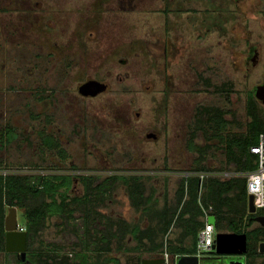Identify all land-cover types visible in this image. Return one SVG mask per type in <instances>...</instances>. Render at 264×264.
I'll return each mask as SVG.
<instances>
[{"label":"rangeland","instance_id":"obj_1","mask_svg":"<svg viewBox=\"0 0 264 264\" xmlns=\"http://www.w3.org/2000/svg\"><path fill=\"white\" fill-rule=\"evenodd\" d=\"M263 9L264 0H0V134L5 127L16 133L0 141V172L87 171L93 182L137 176L146 198L144 210L131 206L117 181L102 204H89L102 215L94 223L89 218L90 235L83 207H75L69 220H45L32 250L51 249L67 263L79 254L88 264L151 259L148 238L140 244L123 232L97 250L104 245L96 237L122 221L154 228L153 213L165 206L181 211L177 187L199 166L234 172L221 142L210 136L213 128L195 121V112L222 110V136L245 130L247 100L264 74ZM252 48L257 65L248 70ZM87 79L102 81L105 90L84 97L78 87ZM49 138L52 147L44 142ZM83 192L77 181L69 191L71 197ZM16 218L21 225L20 211ZM178 227L175 214L167 233L153 236L163 243L157 253L179 245L169 244ZM0 264L23 263L0 252Z\"/></svg>","mask_w":264,"mask_h":264},{"label":"trees","instance_id":"obj_2","mask_svg":"<svg viewBox=\"0 0 264 264\" xmlns=\"http://www.w3.org/2000/svg\"><path fill=\"white\" fill-rule=\"evenodd\" d=\"M264 15V9H263ZM195 112V121L202 122V125H207L208 128H213L210 136L217 138L223 147L226 163L231 165V169L235 172H249L255 168L256 155L250 153L249 148L257 143L260 133H264V110L259 108L258 101L255 96H249L246 103V113L249 121L246 124L245 130L238 134H226L222 136V129L226 125L223 118V111L214 107H200ZM200 116V118H199ZM201 120V121H199ZM198 129L205 131L203 126L199 125ZM7 140L10 139V134H7ZM9 133L10 130L8 131ZM12 136V135H11ZM0 141H3L0 139ZM52 139H45V143L52 147ZM7 141H3L5 143ZM57 144V143H56ZM55 144V145H56ZM207 170L199 166L196 171ZM74 181L79 182L83 187V195L80 197H71L70 189ZM120 181L127 188L128 198L130 203L135 207L144 210L146 198L143 195V183L141 178L137 176H109L102 182H93L91 178L78 175L54 174V175H21L8 174L3 176L0 174V252L4 250V217L8 207H16L17 211L21 212L23 221L22 226L26 231V239L28 245L29 256L32 255L36 262L41 261V264H88L87 256L79 254L76 261L67 263L65 259L52 256L51 249L32 250L31 240L36 237L45 224V220L51 217H58L61 220H69L72 218L75 207L82 206L84 211L83 230L85 236L90 235V229L93 223L102 216L98 210H94L93 206H89L91 202L102 204L113 185ZM203 190V191H202ZM188 195V200L183 201L184 193ZM177 203L181 204V211H177V207L165 206L160 212L153 213L156 219L154 228L141 230L139 227L127 228L125 231L133 234L132 236L140 244L142 239L148 238L150 246L145 250L158 252L162 249L163 243H156L153 236L164 235L167 233L173 217L176 214L178 224H183L184 235H190V244L184 245L178 242L179 245L171 244L168 247L172 254H194L196 248L197 232L203 226L199 221L202 215L200 204L204 207L211 206V214L215 217V229L220 231L227 229L235 233H245L248 241L247 256L250 264H264V254L259 253L257 245L264 241V226L259 223L254 224V217L264 215V210L250 214L247 212V194L245 189L244 178H231L227 181H218L216 179H207L203 182L201 191L198 190V179L191 177L181 179L176 190ZM94 199V200H93ZM180 210V209H179ZM188 215L185 217V215ZM123 233V230L117 229L114 232H100L96 240L103 244L104 247H98L97 250H107L110 241ZM109 233V234H108ZM151 233V234H150ZM175 243V242H174ZM28 256V258H29ZM260 259L259 262H256ZM30 261V260H29ZM105 262L113 261L118 264L114 258H106ZM31 264L34 262L30 261Z\"/></svg>","mask_w":264,"mask_h":264},{"label":"water","instance_id":"obj_3","mask_svg":"<svg viewBox=\"0 0 264 264\" xmlns=\"http://www.w3.org/2000/svg\"><path fill=\"white\" fill-rule=\"evenodd\" d=\"M106 85L96 80H88L78 87V92L83 96H93L103 92ZM254 96L257 101L264 105V78L261 84L255 87ZM247 212L255 214L252 197H247ZM17 209L8 207L4 217V250L7 253H16L19 259L24 260L26 253V231L17 229ZM254 221L264 225V216H255ZM208 222L215 226V217H208ZM212 251L220 255H242L246 252L245 233L216 231ZM258 251L264 253V241L258 243ZM199 257L195 255H179L175 264H198ZM161 259H143L141 264H159ZM230 264H244L241 260L230 261Z\"/></svg>","mask_w":264,"mask_h":264},{"label":"built area","instance_id":"obj_4","mask_svg":"<svg viewBox=\"0 0 264 264\" xmlns=\"http://www.w3.org/2000/svg\"><path fill=\"white\" fill-rule=\"evenodd\" d=\"M250 153L256 155L255 168L249 172H227L219 171L216 173H211L207 170L197 171L195 174L186 173L183 175L184 178L188 176H194L198 179V190L201 191L202 184L205 180L217 177V178H244L245 179V189L247 197H252V204L256 212L264 210V133H260L258 136L257 143L249 148ZM75 173V172H74ZM0 174L3 176L8 174L5 171H1ZM78 176H88L90 173L87 171H82L81 173H75ZM95 174V173H94ZM116 174V173H113ZM111 174V175H113ZM40 176H45L46 173L39 172ZM199 207L202 212L203 226L197 233L196 248L193 255L197 257H202L212 251V246L214 244L215 237V226L208 222V217L211 216L212 207H204L200 204L198 200ZM18 230H24L23 227L17 226ZM162 264H175L176 259L179 255H171L166 249L160 253Z\"/></svg>","mask_w":264,"mask_h":264},{"label":"flooded vegetation","instance_id":"obj_5","mask_svg":"<svg viewBox=\"0 0 264 264\" xmlns=\"http://www.w3.org/2000/svg\"><path fill=\"white\" fill-rule=\"evenodd\" d=\"M164 1H166V0H164ZM84 28V26H82V29ZM251 52L250 53H252V55H251V57H250V66L251 67H247V69L249 70V69H252V68H254L257 64H256V49L255 48H252L251 50H250ZM248 59H249V57H248ZM263 78H264V74H263ZM263 78H262V81H263ZM88 80H95V79H87L86 81H88ZM86 81H84V82H86ZM96 81H99V82H101V83H103L102 81H100V80H96ZM83 82V83H84ZM262 83V82H261ZM260 83V84H261ZM105 84V83H104ZM106 85V84H105ZM101 93V92H100ZM100 93H97V94H95V95H93V96H90V95H88V96H84V97H95V96H97V95H99ZM4 130H10V132L11 133H9L8 131H7V134H10V139L11 140H14L15 138H16V133H15V131H14V129L13 128H10V127H5L4 128ZM12 135V136H11ZM145 136H149V134H146ZM2 138V140L3 141H7V142H9L10 141V139H8L7 140V137L6 136H4V134H0V139ZM52 140H53V138H51ZM67 175H69V174H67ZM71 175V174H70ZM74 176V175H73ZM74 182H76V181H74ZM73 182V183H74ZM259 216H262V215H259ZM264 216V215H263ZM257 224V222H255L254 221V224ZM17 226H21V227H23L22 225H18L17 224ZM262 226H264V225H262ZM24 228V227H23ZM25 230V229H24ZM247 246H248V241L246 240V252L244 253V254H242V255H238V256H229V255H220V254H217V253H215L214 251H210L208 254H206L205 256H202V257H200L199 258V261H198V264H230V261H235V260H241V261H243L244 262V264H250L249 262H248V259H249V257L247 256V252H248V250H247ZM257 247H258V245H257ZM257 250H258V248H257ZM259 252V251H258ZM5 253H7V252H5ZM260 253V252H259ZM7 254H11V255H14V257H15V260L17 261V263H23V264H31V262L29 261V259L27 258L28 256H29V251H28V245H27V241H26V253H25V258H24V260H21V259H19V257H18V255L16 254V253H7ZM262 254H264V253H262ZM181 255H184V254H181ZM186 255H189V254H186ZM191 255H193V254H191ZM152 259H161V256H160V254L159 253H156L155 255H153L152 257H151ZM227 259V260H226ZM226 260V261H225ZM159 264H162V263H159Z\"/></svg>","mask_w":264,"mask_h":264},{"label":"crops","instance_id":"obj_6","mask_svg":"<svg viewBox=\"0 0 264 264\" xmlns=\"http://www.w3.org/2000/svg\"><path fill=\"white\" fill-rule=\"evenodd\" d=\"M131 206H133L132 204H131ZM134 207V206H133ZM142 210V209H141ZM188 215L186 214L185 215V217H187ZM121 220H125V219H123V218H120ZM120 220V221H121ZM126 221V220H125ZM199 221H201L202 222V224H203V219H202V216L200 215V217H199ZM123 223H119V226H118V229H120V227H121V229L123 230V232L124 233H129V232H126L124 229H125V227H127V228H130V229H132V228H135V225H131V226H129L128 224V226L124 223V221H122ZM127 222V221H126ZM183 224L182 225H179V227H178V230H177V233H176V235H174L175 237H173L171 240L173 241V242H175V243H178V242H181V243H183L184 245H186V244H189L190 243V235H184L183 233H184V230H183ZM140 229L141 230H143L144 229V227L143 228H141L140 227ZM199 231V230H198ZM229 232H231V231H229ZM118 233H120V231L118 232ZM198 233V232H197ZM100 234V233H99ZM98 234V235H99ZM133 234H131V236H132ZM133 237V236H132ZM134 238V237H133ZM135 239V238H134ZM136 240V239H135ZM143 240V239H142ZM187 246V245H186ZM151 252V251H150ZM157 252H151V256H153V255H155ZM175 255H178V254H175ZM152 259V258H151Z\"/></svg>","mask_w":264,"mask_h":264}]
</instances>
